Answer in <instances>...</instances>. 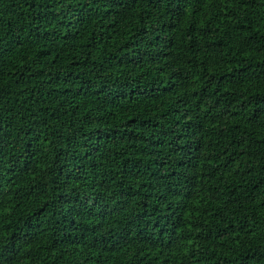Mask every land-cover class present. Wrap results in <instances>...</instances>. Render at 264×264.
<instances>
[{"label": "trees", "instance_id": "1", "mask_svg": "<svg viewBox=\"0 0 264 264\" xmlns=\"http://www.w3.org/2000/svg\"><path fill=\"white\" fill-rule=\"evenodd\" d=\"M0 264H264V0H0Z\"/></svg>", "mask_w": 264, "mask_h": 264}]
</instances>
